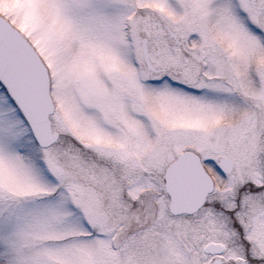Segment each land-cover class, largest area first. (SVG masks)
<instances>
[{
	"label": "snow or ice",
	"instance_id": "obj_1",
	"mask_svg": "<svg viewBox=\"0 0 264 264\" xmlns=\"http://www.w3.org/2000/svg\"><path fill=\"white\" fill-rule=\"evenodd\" d=\"M0 264H264V0H0Z\"/></svg>",
	"mask_w": 264,
	"mask_h": 264
}]
</instances>
